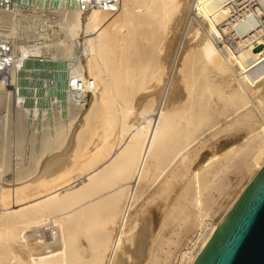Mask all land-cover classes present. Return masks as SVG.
<instances>
[{"label":"bare ground","instance_id":"obj_1","mask_svg":"<svg viewBox=\"0 0 264 264\" xmlns=\"http://www.w3.org/2000/svg\"><path fill=\"white\" fill-rule=\"evenodd\" d=\"M263 165L264 0H0V264H193Z\"/></svg>","mask_w":264,"mask_h":264},{"label":"water","instance_id":"obj_2","mask_svg":"<svg viewBox=\"0 0 264 264\" xmlns=\"http://www.w3.org/2000/svg\"><path fill=\"white\" fill-rule=\"evenodd\" d=\"M193 264H264V165L216 227Z\"/></svg>","mask_w":264,"mask_h":264},{"label":"rangeland","instance_id":"obj_3","mask_svg":"<svg viewBox=\"0 0 264 264\" xmlns=\"http://www.w3.org/2000/svg\"><path fill=\"white\" fill-rule=\"evenodd\" d=\"M208 133H209V132H208ZM208 133L206 132L205 135H206V136H207V135L209 136ZM225 139H226V138L222 137V140H225ZM230 177H231L233 180H235V182H233V183H235V184H233L234 186H232L231 190H232V189H233V190H232L231 192H236V189L239 188V186H240V188H241V186H242L241 184H243V182L246 180V177H245V178H243L244 181H241V182L236 181L237 178H236V175H235L234 173H232V174L230 175ZM182 181L186 182L185 179H183ZM237 182H238V183H237ZM236 183H237V185H236ZM240 183H241V184H240ZM180 184H181V186L183 187V185H184L185 183L183 184L182 182H179L178 185H177V187L175 188V190H174L173 192H171L172 196H170L169 199H167V200H166V198H162V197L158 196V192H157V191H154V190H156V185H157V184H153V185L150 186V188L147 190V192H146L145 194L148 193L147 195H149V196H147V195L144 194V196H145V197L143 198V199H144V202L147 201V200H148L147 197H150V195H152V194H153V195L151 196V199H152L153 197H155V196H156V198H157L158 200L160 199L159 201L156 199L155 202L153 201V200H155V198H154L153 200H151V203H152L153 206H151L150 201L148 202V203L150 204V206H148V205H149L148 203H147V205H146L147 208H148V210H150V211L147 210V214L150 215V218H151L150 220L152 221V222L150 221V223H149V224H150V225H149V227H150L149 229H151V231H152V230H153V231L156 230L157 225L159 224V223H157L158 218H159V213L162 211V208L165 209V206L163 205L162 200H163V202H165V205H167V204H168L167 202H170V201L172 200V197H173V196H176V194L182 189V187L180 186ZM182 184H183V185H182ZM235 185H236V186L239 185V186L236 188ZM179 187H180V188H179ZM234 187H235L236 189H235ZM152 189H154V190L152 191V194H150ZM178 189H179V190H178ZM149 190H150V191H149ZM234 190H235V191H234ZM148 191H149L150 193H149ZM153 192H154V193H153ZM174 192H177V193H175V195H173ZM156 193H157V194H156ZM154 194H155V195H154ZM233 194H234V193H232V194H228V195H226L228 198H227L226 196H224V197L220 200V204H221L222 208H220L219 212H222V210L224 209L223 207H224V206L226 207V206L228 205V202L231 200L230 198L232 197ZM146 196H147V197H146ZM157 196H158V197H157ZM225 197H226V198H225ZM229 197H230V198H229ZM173 198H174V197H173ZM145 199H147V200H145ZM170 199H171V200H170ZM223 200L225 201V203H224ZM226 200H227V201H226ZM157 201H158L159 203H158ZM222 202H223V203H222ZM153 203H155V205H154ZM156 203H157V206H156ZM161 204H162L163 207H161V209H159V207L161 206ZM225 204H226V205H225ZM159 205H160V206H159ZM223 205H224V206H223ZM150 207H151L152 209H150ZM155 208H156V210H157V208H158V210H160V212L158 213V211H155ZM221 209H222V210H221ZM155 212H156V214H155ZM219 212L216 214V216H215V215L213 216V220H214V221H216V220L219 219V216H220L219 214H221V213H219ZM154 214H155V215H154ZM218 215H219V216H218ZM155 216H156V217H155ZM217 216H218V217H217ZM157 217H158V218H157ZM214 217H215V218L217 217V219H215ZM156 218H157V219H156ZM155 223H156V224H155ZM154 224H155V226H153ZM45 231L47 232V234L49 233V230H45ZM35 234H36V232H33V233H32L33 236H35ZM184 242H185V241H184ZM186 242H187V239H186ZM186 249H187V248L185 247V245H181V246L178 248L177 251H179V254H178V252H177V257H175V259L173 260V264H181V261H180V250L185 251ZM176 258H177V259H176ZM176 260H177L178 263L176 262Z\"/></svg>","mask_w":264,"mask_h":264}]
</instances>
